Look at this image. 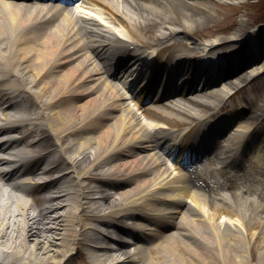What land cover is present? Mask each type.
Instances as JSON below:
<instances>
[{
	"label": "bare ground",
	"instance_id": "6f19581e",
	"mask_svg": "<svg viewBox=\"0 0 264 264\" xmlns=\"http://www.w3.org/2000/svg\"><path fill=\"white\" fill-rule=\"evenodd\" d=\"M6 1L0 0V39H4L3 46L7 45L6 50L0 47V86L23 92L31 104L26 108L2 103L4 107L0 112V122L5 125H0V138L12 140L9 143L6 139L1 141L5 145L2 151L9 153L17 147L14 144L30 137L33 132L42 137L30 145L28 152L33 158L20 161L21 155L26 152L24 149L15 155L17 161L28 165L24 175L31 181L25 180L24 184L31 190L21 191L17 185H8V190L3 188L5 182L12 180L14 171L0 172V181L3 182V186L0 185V238L8 231L13 233L10 243L5 244L0 240V245L7 248L2 253L13 257L9 259L7 254L0 256V264L58 262L82 233L80 228L85 229V223L97 219L100 224L107 225L125 216L132 220L133 226L129 227L132 233L137 232L133 235V245L117 242L114 254L106 255L100 254L106 250L103 249L104 245L86 244L88 246L81 250V255L87 262L215 264L214 260L219 258L220 264H249L255 250L258 255L255 264H264V236L247 255L248 249L245 250V245L241 243L243 236L239 233L254 229L264 235V189H260L264 187V123L258 122V126L243 125L241 121L236 123L235 128L241 136L239 143L242 148L239 150L231 151L236 138L228 139V130L219 136L220 141L203 152L213 163L227 166L242 161L241 154L247 153L249 162L255 164L252 172L258 181L254 184L260 186L252 192L256 195L255 199L241 197L242 202L237 207L235 200H232L233 195L214 196L226 188H209V197L203 196L195 192L193 186L188 189L192 183L189 176L184 177L177 166L170 167L163 162L166 152L160 148L158 135L167 128L150 125L148 130L135 111L126 105L118 84L106 70L107 65L125 70L123 61L134 59L138 51H148L159 43L169 42L168 46L156 49L155 54L160 58H169L173 50L184 49L185 59L199 61L200 65L194 71L200 80L217 76L216 70H211L217 65H226L219 69V78L226 76L224 85L211 90H191L192 96L185 98L183 103L169 102L156 106L163 108L162 111L143 109V118H152L160 123L169 121L180 124L181 121L175 117L195 119V105L208 108L205 113L211 111L210 104L216 105L229 96L226 89L237 88L258 76L264 68V55L246 69L243 65L240 72V67L228 65L229 56L219 55L242 38L243 34L240 33L244 30V24L240 25L238 31L213 41L191 40L192 48L185 49L180 39L190 38L194 30L204 27L206 30L200 36H211L208 28L212 24L209 17L213 12L206 0H90L88 4L96 2L105 13L113 12L112 19L119 21L127 33L125 40L115 38L112 40L113 46H108L101 40L93 39L86 28V19L81 21L77 15L72 19L70 13L59 12L45 5L17 3L15 5L18 6L14 7ZM217 25L222 27V24ZM150 27L155 28L156 34L151 41H146L144 36ZM10 29L17 32L19 41L16 47L8 38ZM83 35L85 39L82 41ZM245 47L246 40L241 49ZM253 47L258 55V43ZM109 50L116 57L114 63H110L106 55ZM242 52L245 54L241 57L248 55L247 51ZM11 54L16 56L12 57ZM173 62L175 64L176 60ZM249 62L251 60L246 59V63ZM201 65L205 66L202 68ZM158 70L159 65L154 63L150 68L152 78L148 90L153 88ZM119 72L116 70V74ZM170 72L175 75V70ZM34 104L37 113L31 109ZM136 105L141 108L139 101ZM165 113H169L170 117ZM241 113L237 110L230 115ZM199 115L203 114L197 113ZM197 116L195 124L185 138L182 137L180 149L185 150L186 146L196 150L198 137L210 133L219 124L218 120H202ZM249 119L246 117L245 121ZM253 119L258 120L257 116ZM76 134L79 136L77 142L65 144L63 135L70 137ZM50 145L59 146L62 157L56 155L51 158V167L43 176L51 180L41 183L36 180L39 175L36 167L45 157L38 152ZM4 163L8 161L0 159V167ZM100 167L105 169L100 172V177L95 178ZM62 169L63 174L53 178L55 172ZM67 175L72 176L75 191L68 185ZM210 176L214 177L212 174ZM89 179L114 190V194L105 189V192H100L99 198L104 200L101 208L82 192L81 183ZM233 179L240 188L244 186L238 178ZM46 187L54 189L55 195L36 196L35 202L24 200L15 193L21 191L24 196L32 195L34 189L44 191ZM243 194L247 195L248 192ZM179 196L188 197L190 205L180 201ZM118 213L122 215L115 217ZM220 214L228 217L227 223H219ZM37 223L42 225L36 227ZM129 228L126 230L128 233ZM93 234H86L88 237L85 241H94ZM142 239L146 251L137 248Z\"/></svg>",
	"mask_w": 264,
	"mask_h": 264
},
{
	"label": "rangeland",
	"instance_id": "374dc122",
	"mask_svg": "<svg viewBox=\"0 0 264 264\" xmlns=\"http://www.w3.org/2000/svg\"><path fill=\"white\" fill-rule=\"evenodd\" d=\"M254 1L258 2V5H256V3L253 4ZM209 3L210 4L212 3L210 6H212V8L214 9L212 11L213 12L212 16L209 17V19L212 22V24L210 26L211 28L208 29L212 35L213 34H221L223 32H227V31L231 30V28L234 27V22L238 26L241 23H243L245 25V23L248 21L246 29H248L247 27H249V26H250L249 28L252 29V27L255 25V22H257L258 20L262 21V19H260V18L264 19V0H227V1H225V3H222V4L215 2L214 0H209ZM190 11L194 13L193 9H190ZM241 19H244V22ZM218 23L222 24V27H219L217 25ZM6 46L7 45L3 46L2 42L0 41V47H3V49L6 50ZM8 59H10V58H8ZM261 78H262L261 80L264 81V75H262ZM261 80L259 78L257 80L253 79L251 81V83L249 84V87L253 88V89L257 88V90H255V93L264 96V87H261V85H260ZM244 92H245V88L241 87V88L237 89V91L235 92L236 93L235 95H237L239 97L242 94H244ZM33 137H35V136H33ZM232 190H233V187L231 186L228 190L231 192V194H230V192H228L227 194H230V196H231L233 193V200H235L237 207H238V205L241 204V202H242V198L240 196L235 195ZM248 212H249V214L252 213V212H250L249 209H248ZM220 215H221L220 218H218L219 223L220 224L226 223L228 221V219H227L228 217L225 216V214H220ZM239 233L243 236L242 237L243 240L241 243L246 246L245 250H246V248L248 249L247 255H249V251H251L252 248L254 249L256 243L261 241V238L264 236L263 233L259 234L258 231L254 230V229L249 230V231H245V230L239 231ZM12 234H13L12 232L8 231L7 235L4 234L5 236H3L2 239L0 238V240H2L3 243H5V244L10 243ZM76 246H78V245L73 246V249H70V250L67 249L68 251H65V253H64L65 256L63 255L61 257V259L58 260V262H55L56 261L55 260L54 261L55 263L50 262V264H83V260L80 262H72V263H68L65 260L66 256L71 254V253H72L74 258L78 259L77 254L75 252ZM63 248H66V247H63ZM5 249H7V248L0 245V251H1L0 256L1 257L4 256L5 253H2V252ZM7 257L9 259H11V257H13V255L7 254ZM6 260H7V258H5V261ZM218 260H219V258H216L214 260V263L220 264V263H218ZM257 260H258L257 251L254 250L252 260H251V258H249V264H255V261H257Z\"/></svg>",
	"mask_w": 264,
	"mask_h": 264
}]
</instances>
